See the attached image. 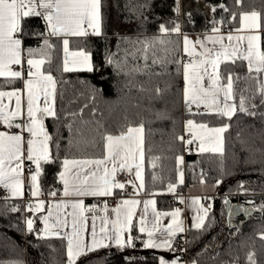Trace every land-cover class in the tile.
I'll return each mask as SVG.
<instances>
[{
    "label": "snow or ice",
    "instance_id": "snow-or-ice-1",
    "mask_svg": "<svg viewBox=\"0 0 264 264\" xmlns=\"http://www.w3.org/2000/svg\"><path fill=\"white\" fill-rule=\"evenodd\" d=\"M235 9L225 4L218 5L231 19L222 17L220 21H213L211 34L207 30L202 37L192 40L183 36L182 46L170 39L153 38L152 40H137L133 42L131 50H125L123 60H114L110 54L106 62L115 65L118 72L127 76L133 74L152 76L170 75L167 71L169 64L176 66V75L182 76L183 105L192 116H216L229 121L238 113L249 117L259 116L264 119V14L257 10H243L244 0H234ZM102 0H0V78L6 84L23 82L22 89L0 91V186L11 193L13 197L23 195L24 166L29 163V180L32 197H39L41 193L40 177L44 164H59L57 181L62 184L63 191L50 190L48 195L63 199L47 203V215L41 216L44 223L43 236H61L67 239L68 264H76L79 257L113 246L123 250L135 247V241L140 239L146 249L164 248L171 250L172 240L177 233L184 231L183 221L179 219L181 210L176 208L170 213H160L155 210L154 200L141 202L135 198L123 199L116 207L109 211L108 203L102 206L93 204L86 206L83 197L115 196V189L123 190L125 184L117 180L118 173H134L135 180H130L134 195L145 190L144 162L145 148L144 127L127 126L118 134L100 129L104 126L96 117V109H92V119H83L85 105L76 112L69 113L72 123L66 126L70 131L69 148L79 143L78 135H82L80 128L74 129L79 120L81 125H95V131L100 139L93 138L89 143L99 150L98 155L84 158L62 160L54 154L51 145L55 144L57 153L60 148L59 130L56 136L49 133L45 121L52 119L59 122L62 117L56 109L58 82L50 70H44V65H51V52L57 45L51 43V38L62 40L64 73L74 71H96L92 63L91 54L84 50L71 51L69 37H103L102 30ZM216 7L212 8L215 12ZM174 11L179 12L177 7ZM38 18L42 21L43 31H26L24 24L28 19ZM238 18V26L236 24ZM227 27V32L222 31ZM159 32L165 35L180 34V25L168 28L164 24L159 26ZM36 36L43 39L39 48L24 47L26 36ZM211 45V46H209ZM39 54L40 58H36ZM133 61L143 60L141 66L136 63L131 68L127 66V58ZM179 56V59H177ZM150 61V63H149ZM243 67L246 62L247 74L240 76L235 68ZM27 65L25 74L24 65ZM14 66H19L16 70ZM223 66V67H222ZM159 67L160 71H155ZM241 80H248L255 84V88H238ZM4 85L0 84V88ZM141 91L145 89L141 87ZM100 89L93 86L92 99ZM162 89L156 88L157 96L163 94ZM62 95V94H61ZM15 100V108L3 103L4 98ZM238 99V102H237ZM193 107L195 111H193ZM201 109H203L201 111ZM63 119L67 120L68 117ZM229 124L220 127H210L207 122H196L187 119L184 132L190 137L177 136L176 139L187 149L198 141L200 153H223L222 134L228 130ZM13 129L17 131H13ZM159 157H152L149 163L156 167ZM177 171L180 173V183H183V173L180 165L183 157H175ZM35 170H31V166ZM153 181L157 179L155 175ZM135 181H139L137 185ZM201 183H204L203 178ZM219 183V181H217ZM177 185L168 184V191L175 192ZM5 200L8 197H4ZM210 199V198H209ZM180 202L184 203L183 198ZM45 201L39 199L35 204L30 203L26 209L29 212H42ZM143 203L138 224L134 223L136 208ZM229 201L224 200L227 206ZM191 204L197 206L193 227L203 229L210 227L205 220L209 216L208 204H201V198H193ZM152 205L151 219L148 218V208ZM70 209V210H69ZM264 211V205H261ZM12 212H18V207H11ZM232 209H228L229 216ZM247 212L248 209H243ZM91 214L90 242L85 240L87 222ZM114 216V218H111ZM162 216H171L167 227L160 223ZM99 222V223H98ZM28 233L34 231L33 220H26ZM138 227L146 239L133 236L131 233ZM71 231H65L66 229ZM159 234V238L157 236ZM264 240V234L261 235ZM248 264H256L252 254L248 255ZM159 264H166L161 258ZM176 264V261H172Z\"/></svg>",
    "mask_w": 264,
    "mask_h": 264
},
{
    "label": "trees",
    "instance_id": "trees-1",
    "mask_svg": "<svg viewBox=\"0 0 264 264\" xmlns=\"http://www.w3.org/2000/svg\"><path fill=\"white\" fill-rule=\"evenodd\" d=\"M225 4L236 10L234 0H102V30L103 37L87 36L73 37L70 45L83 49L91 54L94 72L62 71V40L52 37L51 43L57 47L51 52V65L45 64L44 70H50L57 85L56 109L61 114V121L52 119L45 121L49 133L56 136L59 130L60 148L57 153L55 144L51 145L54 154L62 160L84 158L98 155L99 150L92 147L89 141L100 136L95 131V125H81L79 120L74 124L80 128L82 135L77 136L79 143L69 148L70 131L66 126L72 123L69 113L79 114L85 105L83 119H92L91 111L96 109V119L105 130L118 134L121 129L131 126L144 127L145 148L144 162V193L152 194L168 189L173 183L186 187L194 183H214L216 194L213 206L206 218L203 229L190 228L185 232L187 248L185 256L180 257L195 264H248V255L252 254L256 264H264V119L249 117L244 114L235 115L230 121L216 116H192L183 109L182 76L176 75V66L169 64L170 75L152 76L133 74L127 76L118 72L115 65H109L106 60L114 54V60H123L125 50H131L137 40H152L153 38L170 39L181 45V33H199L211 30L213 21L222 17L231 19L228 13L218 7ZM179 8V12L174 9ZM216 7L215 12L212 8ZM243 10H257L264 14V0H244ZM180 25V34L165 35L159 32V26ZM238 26V18L236 21ZM26 31H43L42 21L38 18L28 19L24 24ZM227 28V27H225ZM264 41V35H262ZM43 39L36 36H26L24 47L39 48ZM36 58H40L37 54ZM179 59V56H177ZM143 65L144 61H133L127 58V66ZM150 63V61H149ZM223 67V66H222ZM240 76L247 74L246 63L235 68ZM155 71H160L157 67ZM4 86H17L6 84ZM3 86V87H4ZM100 89L92 99V88ZM141 87L145 90L141 91ZM163 94L157 96L156 88ZM255 88L248 80H241L238 88ZM62 94V95H61ZM238 102V99H237ZM264 111V108L260 109ZM68 117L67 120L63 119ZM194 119L196 122H207L209 125L229 124L223 133V153H200L184 151L185 148L177 136L183 135V122ZM1 127V125H0ZM184 156V181L177 184V165L175 157ZM159 157L155 168L149 163L150 158ZM59 164H44L40 177V188L43 196H49L50 190L61 192L62 184L57 181ZM155 175L157 179L153 181ZM219 181V183H217ZM158 206H168V194L157 196ZM249 205L254 212L243 220L242 216L226 220L224 200ZM20 211L12 212L11 207ZM241 221V222H240ZM34 231L28 233L23 217L22 200L0 199V264H66V244L62 237H42L39 217L33 221ZM134 236L141 237L133 229ZM158 255L143 247L140 239L135 241V247L106 248L87 256L77 258L76 264H158Z\"/></svg>",
    "mask_w": 264,
    "mask_h": 264
},
{
    "label": "crops",
    "instance_id": "crops-1",
    "mask_svg": "<svg viewBox=\"0 0 264 264\" xmlns=\"http://www.w3.org/2000/svg\"><path fill=\"white\" fill-rule=\"evenodd\" d=\"M222 31H224L226 33L227 32V28L224 27L222 29ZM207 32H208V34H211V30H209ZM204 33H205V31L204 32H199V33L182 32L181 33L182 34V42H183V36L184 35H187V36H189V39L194 40L197 37H202V35ZM71 38H73V37H69L68 39L71 40ZM182 42H181V46H182ZM209 46H211V45H209ZM69 47H70L71 51L83 50V49L72 47L71 45H69ZM62 61H63V50H62ZM14 67H15L16 70H20L19 66H14ZM24 70H25V74H26V70H27L26 63L24 65ZM181 86H182L181 88L183 89V81H182V85ZM22 88H23V82L20 81V85H17V86H4V87L0 88V91H12V90H15V89H22ZM3 103L7 104L9 106V109L15 108V100L14 99L9 101L8 98L5 97L4 100H3ZM182 103H183V93H182ZM183 109H184V111H186L185 108H184V105H183ZM202 110L203 109H201V111ZM193 111H195L194 107H193ZM186 120H184V122H183V135L185 136L186 139H188L190 137L184 132V123H185ZM209 126L210 127H220L222 125H214V126L209 125ZM0 130H5L2 125L0 127ZM222 137H223V134H222ZM190 149L193 150V151L199 152L198 151V141L196 143H194L193 145H191ZM184 151H189V150H187L185 148ZM180 156L183 157V163H184V156L183 155H180ZM29 163L30 162L25 161V166H24V186H23V189H22V192H23L22 196L13 197V196H11V193L8 192L6 189H4L2 186H0V188H2L4 190V195H5L4 197H8L7 200H22L23 197H27V198L30 199V201L33 204H35L39 199L44 200L46 202L45 203V209L42 212H35L34 213V217L32 219L34 221V218L36 216L40 218L41 216H46L47 215V203L49 201L57 202L60 199H63V197H62V195H58L56 198H53L51 196H46L45 197L42 194L39 197H32L31 196V189H30V180L28 178L29 177V172L26 169V165L29 164ZM183 163L180 165V170L183 173V181H184ZM117 180L122 182V183H124V184H128L130 186L129 194L126 197H124L123 199L135 198L137 200H140L141 202H143L145 200H154L155 201V205H154L155 210L157 212H160V213H170V212L174 211L176 208H179L181 210V215H180L179 219H181L183 221V227H184V231L181 232V233H185L187 231V229L195 228L192 225L194 223V217L197 215V210H196L197 206H194V205L191 204L192 199L193 198H197V197L201 198V204H203L205 207H207L208 204H209V200L211 198L213 200L214 199V195L216 194V189H215V184L214 183H208V182L201 183V182H198V183H194V184H191L189 186H186V187H180L179 189L183 193L181 195L180 194L174 195V193L173 192H169L168 189L165 190L164 192L163 191H158V192L152 193V194H146V193H144V191H139L138 194L134 195L133 186H132V184L128 183V181H130V180H135L134 173H132V174H129L128 172L118 173ZM135 182H136L137 185L139 184V181H135ZM177 184L178 185L182 184V183H180V173L179 172H177ZM176 189H178V186L176 187ZM62 191H63V186H62V190H61L60 193H62ZM121 191L122 190H120V189H115L114 190L116 195H118ZM162 193H166L169 196V198H168L169 205L168 206H164V207L160 206L159 207L158 204H157V198H158L157 196L162 194ZM90 198H92V197H90V196L89 197H83V200H84V203H85L86 206H91L92 205V204H90L88 202V200ZM180 198H183L184 203L180 202ZM172 199L176 202V204H173V203L170 202ZM212 206H213V204H212ZM108 207H109V211H110L111 208H114L116 206H108ZM152 207H153L152 205H149V208H148V218L149 219H151ZM142 211H143V203L138 205L137 208H136V213L137 214L134 217V223L138 224L139 216H140V213ZM86 215L89 216V220L87 222V227H86V231L84 233V237H85L86 241L90 242V240H91V235H90V229H91V219H90V217H91V214L87 213ZM111 218H114V216H112ZM171 219H172L171 216H162L160 218V223H161V225L163 227H167V225L171 222ZM40 222H41L40 235L42 237H45L42 234V229L44 228V223L42 222L41 219H40ZM24 223H25V226H26V221ZM134 230L136 231V233H139L138 227L134 228ZM65 231H71V229L69 228V229H66ZM131 234L134 236L133 233H131ZM139 234L142 235V239H146L147 238L146 234H141V233H139ZM157 236L159 238V234H157ZM46 237H62L65 240L66 254H67V239L63 237V234H61V236H46ZM111 248H117V247L113 246ZM147 250L151 251V252H155L158 255V259L160 260L161 258H163L166 261V264H172V261H176V264H195L194 262L187 261L186 259L173 254L172 251L168 250V249L154 248V249H147ZM66 264H68V260H67Z\"/></svg>",
    "mask_w": 264,
    "mask_h": 264
},
{
    "label": "built area",
    "instance_id": "built-area-1",
    "mask_svg": "<svg viewBox=\"0 0 264 264\" xmlns=\"http://www.w3.org/2000/svg\"><path fill=\"white\" fill-rule=\"evenodd\" d=\"M178 84L181 86L182 81H180ZM13 131H16V130L13 129ZM26 169L29 172V164L26 165ZM31 170L32 171L35 170L34 165L31 166ZM129 192H130V186L128 184H125V188L118 195L110 196V197H102V198H99V200H97V198L92 197L88 200V202L92 205L98 204V206H102L103 203L105 201H107L108 206H116L117 202L122 200L124 197H126L129 194ZM178 194H180V195L183 194L179 188L176 189L174 192V195H178ZM4 196H5L4 190L2 188H0V199H3ZM22 202H23L24 221H26L27 219H32L34 217V213L26 210L28 208L29 204L32 202L27 197H23ZM170 202L173 204H176V202L173 199ZM172 245H173V247H172L171 251L173 254L178 255V256H180V255L185 256L186 248H187V241H186L185 233H177L176 236L172 240Z\"/></svg>",
    "mask_w": 264,
    "mask_h": 264
},
{
    "label": "water",
    "instance_id": "water-1",
    "mask_svg": "<svg viewBox=\"0 0 264 264\" xmlns=\"http://www.w3.org/2000/svg\"><path fill=\"white\" fill-rule=\"evenodd\" d=\"M229 201V200H228ZM228 209H232V215L229 216ZM243 209H248L247 212L243 211ZM225 212H226V220L229 221L231 218H235L237 216H242L243 220L248 218L249 215H251L254 212V209H252L249 205H245L239 202H230L228 205H225ZM241 222V221H240Z\"/></svg>",
    "mask_w": 264,
    "mask_h": 264
},
{
    "label": "rangeland",
    "instance_id": "rangeland-1",
    "mask_svg": "<svg viewBox=\"0 0 264 264\" xmlns=\"http://www.w3.org/2000/svg\"><path fill=\"white\" fill-rule=\"evenodd\" d=\"M189 37V36H188ZM181 42H182V34H181ZM209 204H213V200H212V198L209 200Z\"/></svg>",
    "mask_w": 264,
    "mask_h": 264
}]
</instances>
